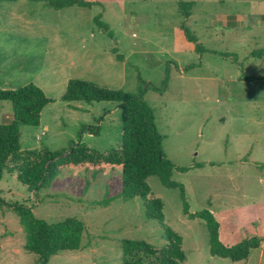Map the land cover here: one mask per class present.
<instances>
[{"label":"rangeland","instance_id":"1","mask_svg":"<svg viewBox=\"0 0 264 264\" xmlns=\"http://www.w3.org/2000/svg\"><path fill=\"white\" fill-rule=\"evenodd\" d=\"M56 1L0 0V87L32 83L55 100L41 112L39 125L21 128V147L68 149L81 132L91 148L118 147L117 104L64 102L68 80L138 95V74L161 88L169 66L163 93L149 91L144 99L154 110L167 157L178 167L202 165L174 170L171 179L184 185L192 213L213 212L223 243L264 238V57H251L264 48V0H85L93 5L49 6ZM182 1L194 2L188 17L180 10ZM97 15L108 30L95 24ZM183 26L202 49L196 50ZM242 73L260 79L242 81ZM11 118V103L0 101V124ZM147 182L163 201L165 222L183 238L182 264H264L262 247L238 262L212 256L206 225L184 215L180 190L165 187L155 175ZM120 190V169L107 165L68 166L37 195L4 174L0 264H34L36 258L24 249L27 231L10 206L15 202L48 222L71 216L83 221L81 249L59 252L49 264H122V239L165 245L141 200L123 201Z\"/></svg>","mask_w":264,"mask_h":264},{"label":"trees","instance_id":"2","mask_svg":"<svg viewBox=\"0 0 264 264\" xmlns=\"http://www.w3.org/2000/svg\"><path fill=\"white\" fill-rule=\"evenodd\" d=\"M192 1L179 3L180 10L186 17L190 15ZM91 7L93 3L85 0H57L49 6L63 8L68 6ZM95 24L108 30L101 15L94 19ZM185 36L195 43L196 50L203 47L195 35L183 26ZM253 58H263L264 48L251 52ZM119 60L123 59L117 54ZM237 56L234 55L236 60ZM169 66L161 88L145 81L138 74L140 93L133 95L121 89H113L82 78H70L61 100L67 103L113 102L121 111L122 138L118 147L109 150H97L81 141L84 132L79 133V141L72 143L68 149L52 151L43 146L38 149L21 147V128L37 126L41 112L55 100L45 95L43 90L34 84L16 89L0 87V101L11 103L12 118L0 124V180L4 174H13L28 190L37 195L47 189L68 166L107 165L120 169L121 190L119 196L123 201L139 198L142 202L146 219L156 220L166 241L163 246H154L144 240L122 239L120 247L123 252L122 264H182L186 259L182 248L183 238L166 222L163 212V201L154 197L147 182L148 177L157 176L167 188H178L184 215L190 219L204 221L209 236V251L212 256L227 258L238 262L248 258L251 250L262 247L264 238L247 236L238 243L228 245L220 239V224L213 212L204 208L192 213L185 195L184 185L171 179L173 171L187 172L191 168L178 167L163 150V135L159 132L153 108L146 102L144 95L149 91L163 93L169 81ZM258 76L242 73L240 80L256 82ZM91 130V129H90ZM91 133L97 132L91 130ZM107 200L104 203H107ZM103 202L96 201L95 205ZM11 208L19 216L21 224L27 231L24 249L33 253L34 264H49L52 256L62 251H76L82 247V236L85 225L75 216L66 217L58 222H48L37 217L31 206L23 203H12Z\"/></svg>","mask_w":264,"mask_h":264},{"label":"crops","instance_id":"3","mask_svg":"<svg viewBox=\"0 0 264 264\" xmlns=\"http://www.w3.org/2000/svg\"><path fill=\"white\" fill-rule=\"evenodd\" d=\"M261 22H262V25L264 26V21H263V19L261 20Z\"/></svg>","mask_w":264,"mask_h":264}]
</instances>
